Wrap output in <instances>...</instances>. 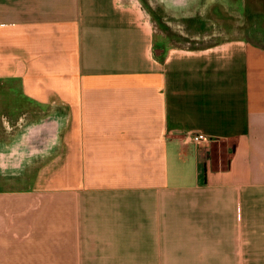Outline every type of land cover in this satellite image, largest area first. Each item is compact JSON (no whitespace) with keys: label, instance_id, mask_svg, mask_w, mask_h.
<instances>
[{"label":"crops","instance_id":"0c3cea01","mask_svg":"<svg viewBox=\"0 0 264 264\" xmlns=\"http://www.w3.org/2000/svg\"><path fill=\"white\" fill-rule=\"evenodd\" d=\"M199 1L0 0V264H264V48L170 44Z\"/></svg>","mask_w":264,"mask_h":264},{"label":"rangeland","instance_id":"374dc122","mask_svg":"<svg viewBox=\"0 0 264 264\" xmlns=\"http://www.w3.org/2000/svg\"><path fill=\"white\" fill-rule=\"evenodd\" d=\"M228 1L232 5L225 0H200V8H195V5L192 8L197 18L193 21L189 18V8L175 5L166 10L170 17V24L164 22L160 26L168 31L169 36L171 35L169 42L172 45H209L225 35L232 34L242 36L249 42L264 48V0ZM142 2L150 9L152 0H142ZM213 4L217 7H213ZM159 8V11L163 13L164 9L161 6ZM215 9L218 10L215 11ZM41 116L44 115L35 118H42ZM13 118L18 117H0V138L3 137L6 140L9 134H13V125L17 122L14 123ZM26 121L28 120H24ZM3 179L1 183L6 185Z\"/></svg>","mask_w":264,"mask_h":264},{"label":"built area","instance_id":"2783aa9c","mask_svg":"<svg viewBox=\"0 0 264 264\" xmlns=\"http://www.w3.org/2000/svg\"><path fill=\"white\" fill-rule=\"evenodd\" d=\"M192 140L198 146L206 145L210 141V139L204 133L201 132L193 133Z\"/></svg>","mask_w":264,"mask_h":264},{"label":"bare ground","instance_id":"6f19581e","mask_svg":"<svg viewBox=\"0 0 264 264\" xmlns=\"http://www.w3.org/2000/svg\"><path fill=\"white\" fill-rule=\"evenodd\" d=\"M175 2H178V3H181V0H174ZM186 1H188V0H186Z\"/></svg>","mask_w":264,"mask_h":264}]
</instances>
